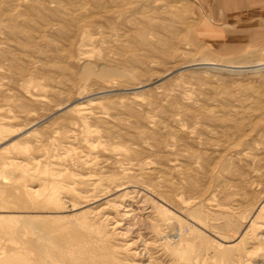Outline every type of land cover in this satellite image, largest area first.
<instances>
[{
    "label": "rangeland",
    "instance_id": "1",
    "mask_svg": "<svg viewBox=\"0 0 264 264\" xmlns=\"http://www.w3.org/2000/svg\"><path fill=\"white\" fill-rule=\"evenodd\" d=\"M8 1L0 264H264V72L191 68L264 45L212 54L199 0Z\"/></svg>",
    "mask_w": 264,
    "mask_h": 264
},
{
    "label": "crops",
    "instance_id": "2",
    "mask_svg": "<svg viewBox=\"0 0 264 264\" xmlns=\"http://www.w3.org/2000/svg\"><path fill=\"white\" fill-rule=\"evenodd\" d=\"M199 1L196 37L212 54L233 57L264 45V0Z\"/></svg>",
    "mask_w": 264,
    "mask_h": 264
},
{
    "label": "bare ground",
    "instance_id": "3",
    "mask_svg": "<svg viewBox=\"0 0 264 264\" xmlns=\"http://www.w3.org/2000/svg\"><path fill=\"white\" fill-rule=\"evenodd\" d=\"M10 1V0H9ZM8 1V2H9ZM15 1V0H14ZM11 4L9 5L10 6V9L9 11L11 12H16V6L13 4L14 2L11 1L10 2ZM176 4V3H175ZM180 5V4H179ZM165 7V5H164ZM179 7V6H177ZM176 7V8H177ZM181 7V6H180ZM8 10V9H7ZM191 68H196V69H203L207 72H210V73H214V74H221V73H232V74H242V73H245V72H252V73H255V74H259V73H262L264 72V62H260V63H257L255 66H252V67H240V66H234V65H230V64H225V63H219V62H201V63H197V64H194ZM82 110H85V108L83 109H79V113L82 111ZM260 110V107L257 106V105H252L250 106L248 109L244 110L243 112L247 113L249 116H252L253 114H255L257 111ZM87 114V113H86ZM123 117V116H122ZM25 132V131H24ZM27 133V131L25 132ZM92 133V132H91ZM15 139V138H14ZM95 160V159H94ZM96 161V160H95ZM148 176H143V175H140L141 178H148V177H151V179H153L156 183L158 184H163L162 182H166L168 183V186L170 184H172V180L169 178L167 179L165 175L161 174L159 171H157L155 168H151L147 173ZM144 179V180H145ZM150 179V178H149ZM165 186V185H164Z\"/></svg>",
    "mask_w": 264,
    "mask_h": 264
}]
</instances>
